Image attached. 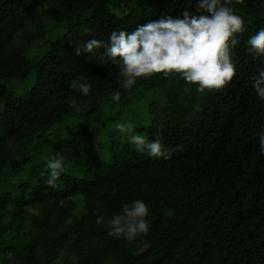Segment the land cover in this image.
Masks as SVG:
<instances>
[{"label":"trees","instance_id":"obj_1","mask_svg":"<svg viewBox=\"0 0 264 264\" xmlns=\"http://www.w3.org/2000/svg\"><path fill=\"white\" fill-rule=\"evenodd\" d=\"M228 6L246 21L236 76L200 93L162 73L128 91L103 48L76 54L113 30L204 14L195 0H0V264L7 253L15 264H264V101L250 80L264 57L244 43L264 27V0ZM116 122L160 138L171 158L138 153ZM55 153L65 171L49 187ZM135 199L149 206L146 234L129 242L96 224Z\"/></svg>","mask_w":264,"mask_h":264},{"label":"clouds","instance_id":"obj_2","mask_svg":"<svg viewBox=\"0 0 264 264\" xmlns=\"http://www.w3.org/2000/svg\"><path fill=\"white\" fill-rule=\"evenodd\" d=\"M239 2V0H238ZM197 12L184 10L179 16H162L139 24L134 30H113L107 41L91 39L76 47V54L94 53L103 48L104 63L119 65L120 86L130 91L139 78L154 74H179L186 84L195 85L196 90H221L236 76V64L232 59L240 43L237 34L245 31L246 21L228 6L230 0H195ZM245 51L254 59L264 57V27L245 42ZM250 78L251 86L259 100L264 101V66L257 68ZM70 87L87 96L91 84L87 79H74ZM119 90L111 93V100L119 102ZM115 129L138 153L150 158H171V152L160 138L149 140L137 133L132 122H116ZM260 153L264 155V135L259 137ZM49 187H56L65 171V156L55 153L45 163ZM41 175H45L42 172ZM149 206L142 199L122 205L121 213L111 219L103 214L96 217V224L106 225L108 236L133 241L150 228ZM9 264H15L11 253L5 254Z\"/></svg>","mask_w":264,"mask_h":264},{"label":"rangeland","instance_id":"obj_3","mask_svg":"<svg viewBox=\"0 0 264 264\" xmlns=\"http://www.w3.org/2000/svg\"><path fill=\"white\" fill-rule=\"evenodd\" d=\"M64 54H65V50L62 49V48H58V49L56 50V52H55V56H56L57 58H61V57H63ZM28 82H29V81H28ZM21 85H23V83H22ZM27 85L30 86L31 83H27ZM27 85H26V86H27ZM60 122H61V121H60Z\"/></svg>","mask_w":264,"mask_h":264}]
</instances>
